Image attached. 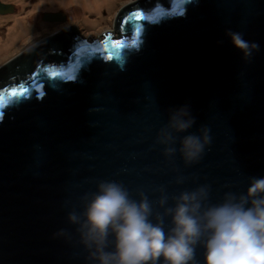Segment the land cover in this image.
I'll list each match as a JSON object with an SVG mask.
<instances>
[{"label":"water","instance_id":"95a60500","mask_svg":"<svg viewBox=\"0 0 264 264\" xmlns=\"http://www.w3.org/2000/svg\"><path fill=\"white\" fill-rule=\"evenodd\" d=\"M116 25L83 39L71 30L3 68L0 264H90L66 217L102 180L147 194L162 213V193L168 207L203 185L216 204L264 177V0H142ZM233 34L258 48L245 56ZM180 105L195 118L188 131L211 137L191 164L165 154L178 143L159 142ZM203 239L192 264H203Z\"/></svg>","mask_w":264,"mask_h":264},{"label":"clouds","instance_id":"9594fccd","mask_svg":"<svg viewBox=\"0 0 264 264\" xmlns=\"http://www.w3.org/2000/svg\"><path fill=\"white\" fill-rule=\"evenodd\" d=\"M232 42L245 56L258 48L239 34L232 35ZM194 123L187 105L170 110L164 125L168 131L159 142L178 147H166V155L178 151L187 164L200 159L211 137L205 127L189 132ZM173 133L186 134L176 141ZM137 195L134 199L117 181L102 180L81 197L79 211H68L66 219L75 226L90 264H159L161 258L163 264H192L202 237L203 264H264V177L250 178L242 193H225L216 204L207 203L208 187L203 185L172 197L168 207L162 193L155 200L162 213L154 210L147 194ZM164 216L170 218L167 232Z\"/></svg>","mask_w":264,"mask_h":264},{"label":"rangeland","instance_id":"374dc122","mask_svg":"<svg viewBox=\"0 0 264 264\" xmlns=\"http://www.w3.org/2000/svg\"><path fill=\"white\" fill-rule=\"evenodd\" d=\"M50 0H0L1 3L10 4L13 6V12L0 13V38L6 37L8 29L12 32L13 25L17 24L15 19L22 21L19 29L21 33L12 41L7 50H2L0 54V67L7 66L19 56L27 55L25 51L31 49L30 53L42 47L43 45L53 41L56 38L53 36L62 29V21L56 20L55 23L48 22L44 17L51 12L64 13V25L79 31L83 38H88L96 35H101L105 32H114L117 25L116 20L118 15L127 4H135L142 0H112L108 7H102L97 11H86L85 16L92 18L90 26L82 23V19L77 16L68 17L67 11L58 4L49 3ZM13 13V14H11ZM63 19V18H62ZM25 31L24 33H22ZM65 30H63L64 32ZM9 32V33H10ZM12 37V36H11Z\"/></svg>","mask_w":264,"mask_h":264},{"label":"bare ground","instance_id":"6f19581e","mask_svg":"<svg viewBox=\"0 0 264 264\" xmlns=\"http://www.w3.org/2000/svg\"><path fill=\"white\" fill-rule=\"evenodd\" d=\"M49 3H53V4L59 3L58 5L62 6L67 11L68 17L71 18L73 16H77L78 18L82 19V23L84 25L90 26L91 23H93V21L91 20L92 18L85 16L86 14L84 13L86 11H97V10H101L102 7H108L111 5L112 0H50ZM132 4H127V5H132ZM50 14L57 15L58 17L57 18L51 17L53 18V20H47L48 22L53 21L55 23L56 20L61 19L59 21H62V24H63L62 29L58 33H56L53 36V38H56V37L58 38L71 30H74V31L76 30L70 27L71 25H64L66 16L64 13H61V11L51 12ZM15 21L17 24L13 25L12 32H10L11 30L8 29V33L5 34L6 37L0 38V54L2 53L3 49L7 50V48L11 45L12 41H14V39L18 37V35L21 33V29H19V27L20 25H22V21H19L17 19H15ZM63 30L65 31L63 32ZM24 32L25 31H23L22 33ZM2 67H5V66H2Z\"/></svg>","mask_w":264,"mask_h":264},{"label":"flooded vegetation","instance_id":"af4514ba","mask_svg":"<svg viewBox=\"0 0 264 264\" xmlns=\"http://www.w3.org/2000/svg\"><path fill=\"white\" fill-rule=\"evenodd\" d=\"M18 61H19V60H18ZM14 63H16V61L11 62L10 64H8V65L5 66V67H6V68L9 67L8 69L11 70V69L15 68V67L17 66V64H18V63H16V65H15ZM3 68H4V67H2V66L0 67V72L4 70ZM9 70H8V71H9ZM7 75H8V73L6 74V77H7ZM9 76H10V75H8V78H9ZM4 81H5V80H3L2 78H0V85H3L4 83H7V82H8V79H7L5 82H4ZM0 88H1V86H0Z\"/></svg>","mask_w":264,"mask_h":264},{"label":"trees","instance_id":"16d2710c","mask_svg":"<svg viewBox=\"0 0 264 264\" xmlns=\"http://www.w3.org/2000/svg\"><path fill=\"white\" fill-rule=\"evenodd\" d=\"M7 73H8V70L5 71V69H4L3 71H1V72H0V78H2L3 80L6 81V80L8 79V75H7V77H6V74H7ZM5 81H4V82H5ZM5 85H7V83H6ZM18 85H19V84H18ZM18 85H17V86H18ZM14 87H15V86H14ZM11 88H13V87H11ZM7 90H9V88H8Z\"/></svg>","mask_w":264,"mask_h":264},{"label":"snow or ice","instance_id":"6c2138e0","mask_svg":"<svg viewBox=\"0 0 264 264\" xmlns=\"http://www.w3.org/2000/svg\"><path fill=\"white\" fill-rule=\"evenodd\" d=\"M15 95V93H13Z\"/></svg>","mask_w":264,"mask_h":264}]
</instances>
